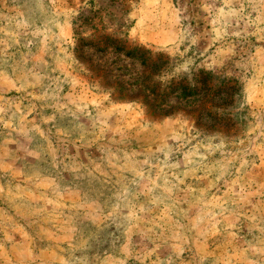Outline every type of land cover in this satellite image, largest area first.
Masks as SVG:
<instances>
[{
	"label": "rangeland",
	"instance_id": "obj_1",
	"mask_svg": "<svg viewBox=\"0 0 264 264\" xmlns=\"http://www.w3.org/2000/svg\"><path fill=\"white\" fill-rule=\"evenodd\" d=\"M0 264H264V0H0Z\"/></svg>",
	"mask_w": 264,
	"mask_h": 264
},
{
	"label": "trees",
	"instance_id": "obj_2",
	"mask_svg": "<svg viewBox=\"0 0 264 264\" xmlns=\"http://www.w3.org/2000/svg\"><path fill=\"white\" fill-rule=\"evenodd\" d=\"M117 48V50L118 51H121V52H123L124 51V47L123 46H119V47H116ZM100 51H102V50H100ZM140 52L141 51H139L138 52V50L136 51V49H133V50H131V51H127L126 52V56L127 57H140ZM142 53V52H141ZM141 58H142V64L143 65H148V60L147 59H145V57H144V55L143 54H141ZM210 80L213 82L214 80H215V78H214V76L212 77L211 75H210ZM179 85H180V87H181V89H182V93H183V95L184 96H187V97H193V96H195L196 95V92H194L195 91V87H190V88H188V87H186L185 85L183 86L182 85V82H179ZM205 89H207V91H208V87H205ZM204 92V91H203ZM214 94V93H213ZM220 99H224L225 100V97L222 95V94H219V93H215L214 95H213V97H212V100H220Z\"/></svg>",
	"mask_w": 264,
	"mask_h": 264
}]
</instances>
